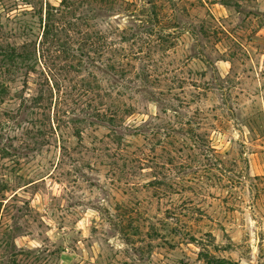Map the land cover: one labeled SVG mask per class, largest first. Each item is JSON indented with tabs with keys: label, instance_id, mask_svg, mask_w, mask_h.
I'll return each instance as SVG.
<instances>
[{
	"label": "rangeland",
	"instance_id": "obj_1",
	"mask_svg": "<svg viewBox=\"0 0 264 264\" xmlns=\"http://www.w3.org/2000/svg\"><path fill=\"white\" fill-rule=\"evenodd\" d=\"M70 1L82 32L134 27V72L60 34L65 87L95 96L73 90L51 138L41 67L0 74V264H264V0ZM33 13L0 0V47L39 42Z\"/></svg>",
	"mask_w": 264,
	"mask_h": 264
},
{
	"label": "trees",
	"instance_id": "obj_2",
	"mask_svg": "<svg viewBox=\"0 0 264 264\" xmlns=\"http://www.w3.org/2000/svg\"><path fill=\"white\" fill-rule=\"evenodd\" d=\"M26 5H30L34 11V15L38 14L40 16L41 29H43L41 38L39 42H35L30 39L29 34H25V42L18 46H9V47H0V57L4 59V63L1 66L0 74H10L11 76H26L28 77V72L24 73L25 70L32 71L35 73L37 67H41L40 75L42 85L45 90H42V96L36 98L39 100V105L34 108L41 110L44 106V102L50 100L51 106L55 110L54 118H51L53 126L49 127L46 132H43L44 136L51 138L53 131L59 133L61 131V123L63 122L66 112H62V104L65 105L72 95L73 90L80 92L79 98L86 97L88 94L95 96V93L84 89L81 86L76 85L75 87H65V84L68 80V74L71 70L74 69V66L67 65L69 62L68 58L71 56L64 55L67 53L66 50H60L58 47H61L60 43H63L59 38L60 34L65 33L66 31H72L73 28H77L78 35H84L82 40V46L87 49H91V53L96 54V51L99 50V53L110 55L109 58H105L104 63H107V68H110L111 71L120 74L122 77H127L128 75L134 72V27H129V29H122L120 27L114 26L111 22H108L103 29L93 32H87L89 28L94 26L86 25V32H82L78 24H75L74 21L70 20V10L74 5L70 0H62L59 6H53L48 1L44 3V8H38L40 5V0H23ZM86 5L90 7H95V11L100 6L102 7H112L115 5L116 0H85ZM43 3V2H42ZM76 6V5H75ZM46 8V9H45ZM28 11V10H27ZM80 20V19H78ZM86 33V34H85ZM56 36L55 39L51 38ZM118 39H115V38ZM162 39V38H160ZM69 40L72 38L69 36ZM81 40V39H79ZM75 39L73 42L75 43ZM132 41V46L130 50L125 49V45L129 44ZM91 58V56H89ZM33 65V66H32ZM31 67V68H30ZM33 67V68H32ZM38 73V72H36ZM16 79V77H14ZM15 80H12L14 82ZM184 81V80H183ZM6 88L7 92L11 90L12 86L9 83L1 84ZM28 86L25 83V87ZM4 92V90H2ZM90 92V93H89ZM24 95L21 97L22 103L21 106H28V98H25ZM59 94V96H57ZM125 96L123 93L119 92L118 97ZM16 98H11L10 100L14 102ZM35 99H33L34 101ZM36 100V101H37ZM109 100V101H108ZM96 99L92 100L95 102ZM92 102L89 105H92ZM102 106H109V110L106 111L105 115L110 114L111 119L119 118L122 119V114L130 113L129 107L126 102L118 101V98L115 96L107 94V97H104ZM100 102V103H101ZM1 103H4L1 101ZM99 116H101L99 114ZM104 116V115H103ZM57 123V124H56ZM53 130V131H52ZM28 137L27 135H23ZM20 137L21 140H24L23 143L27 146L25 138ZM184 147L177 149L180 154L184 153ZM41 178L40 180H43ZM35 182H31L28 186L35 185ZM37 184V183H36Z\"/></svg>",
	"mask_w": 264,
	"mask_h": 264
}]
</instances>
